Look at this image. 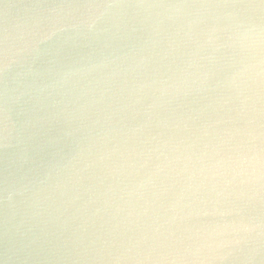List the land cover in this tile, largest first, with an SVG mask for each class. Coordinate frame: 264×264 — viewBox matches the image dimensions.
I'll list each match as a JSON object with an SVG mask.
<instances>
[{"label":"water","instance_id":"95a60500","mask_svg":"<svg viewBox=\"0 0 264 264\" xmlns=\"http://www.w3.org/2000/svg\"><path fill=\"white\" fill-rule=\"evenodd\" d=\"M0 264H264V0H0Z\"/></svg>","mask_w":264,"mask_h":264}]
</instances>
